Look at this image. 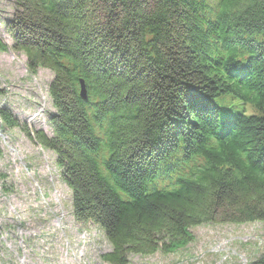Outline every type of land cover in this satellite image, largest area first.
I'll list each match as a JSON object with an SVG mask.
<instances>
[{"label":"trees","instance_id":"1","mask_svg":"<svg viewBox=\"0 0 264 264\" xmlns=\"http://www.w3.org/2000/svg\"><path fill=\"white\" fill-rule=\"evenodd\" d=\"M14 1L11 48L53 74L50 133L0 119L55 153L101 262L177 252L203 224L264 233V0Z\"/></svg>","mask_w":264,"mask_h":264},{"label":"rangeland","instance_id":"2","mask_svg":"<svg viewBox=\"0 0 264 264\" xmlns=\"http://www.w3.org/2000/svg\"><path fill=\"white\" fill-rule=\"evenodd\" d=\"M14 12V0H0V35L10 47L0 51V87L6 92L0 106L8 105L30 128L50 133L53 74L47 69L31 74L26 54L11 48L5 21ZM224 98H218L220 104ZM247 112L257 114L252 106ZM55 160V153L0 119V264H107L100 255L111 247L97 226L74 220L71 191ZM262 226L203 224L192 228L195 239L181 250L131 255L129 264H250L264 255Z\"/></svg>","mask_w":264,"mask_h":264},{"label":"water","instance_id":"3","mask_svg":"<svg viewBox=\"0 0 264 264\" xmlns=\"http://www.w3.org/2000/svg\"><path fill=\"white\" fill-rule=\"evenodd\" d=\"M86 95H87V91H86L84 83L82 82L81 83V96L86 97Z\"/></svg>","mask_w":264,"mask_h":264}]
</instances>
